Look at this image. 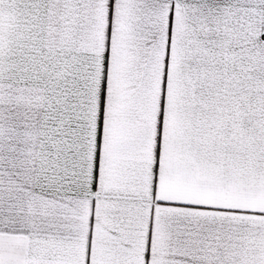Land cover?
I'll return each instance as SVG.
<instances>
[{"label": "snow or ice", "instance_id": "snow-or-ice-1", "mask_svg": "<svg viewBox=\"0 0 264 264\" xmlns=\"http://www.w3.org/2000/svg\"><path fill=\"white\" fill-rule=\"evenodd\" d=\"M0 264H264V0H0Z\"/></svg>", "mask_w": 264, "mask_h": 264}]
</instances>
